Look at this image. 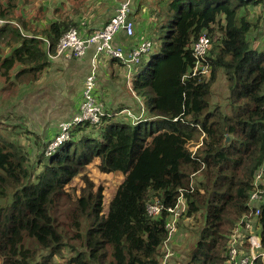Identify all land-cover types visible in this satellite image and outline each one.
Returning <instances> with one entry per match:
<instances>
[{"label":"trees","instance_id":"trees-1","mask_svg":"<svg viewBox=\"0 0 264 264\" xmlns=\"http://www.w3.org/2000/svg\"><path fill=\"white\" fill-rule=\"evenodd\" d=\"M15 1L0 0L1 19L22 18L15 14ZM259 1H163L156 24L165 35L148 62L140 59L131 79L132 90L145 98L143 115L131 118L127 112L129 121H123L116 115L125 110L107 112V121L89 132L83 127L88 123L77 124L45 157L51 142L44 153L39 148L33 162L19 138L14 144L0 133V264H47L69 247L51 210L65 194L64 185L94 158L101 171H119L123 179L106 211L100 187L93 192L88 185L69 200V226L82 246H71L74 254L65 264H159L168 213L163 208L149 216L146 206L156 200L173 206L180 194L187 202L185 216L202 212L194 264H227L229 237L241 220L251 221L264 251V199L257 214L248 202L261 166L264 188V49L249 35L264 22L261 12L252 14ZM70 27L76 22L68 17L50 22L44 30L48 54ZM203 32L212 43L204 58L207 75L192 73V44ZM0 36V52H9L0 56L4 89L28 97L48 64L47 52L16 28ZM219 72L227 83V109L210 107ZM9 125L30 133L19 123ZM33 163L41 167L36 173ZM81 220H87L85 232ZM263 263L264 256L255 262Z\"/></svg>","mask_w":264,"mask_h":264},{"label":"rangeland","instance_id":"rangeland-1","mask_svg":"<svg viewBox=\"0 0 264 264\" xmlns=\"http://www.w3.org/2000/svg\"><path fill=\"white\" fill-rule=\"evenodd\" d=\"M47 0H16V11H18L17 16L22 17L24 21H28L29 18L33 17V14H36L37 17L42 16L45 17L43 11V7L45 5H48ZM49 2H55L58 4V9L61 10L64 8V5L66 2H68V5L66 6H73L77 7L76 1L77 0H48ZM79 1V0H78ZM86 2L89 0H82V2ZM165 1V0H164ZM262 1V2H261ZM18 2V3H17ZM166 2V1H165ZM252 8V14L254 15V18L259 16L258 14L264 15V4L263 0H260L254 6H251ZM29 11H28V10ZM47 10V8H46ZM45 10V12H47ZM67 10V9H66ZM65 10V11H66ZM16 14V13H15ZM32 14V15H31ZM29 17V18H28ZM18 19V18H17ZM20 20V19H19ZM18 20V21H19ZM142 21L145 24V30L143 31V39H150L153 42V46L151 50L153 52H157L158 45L161 42L160 39H162L165 35L164 28L159 30L158 24L153 25L154 30H150L146 27L147 22L146 20L142 18ZM20 21L18 22V24ZM160 25V24H159ZM142 27V26H141ZM134 28H139L138 22L135 24ZM158 31V32H156ZM218 35L217 33L215 36ZM253 38L254 45H257L259 49H264V22H262V25L258 29H253L250 31L249 34ZM161 37V38H160ZM142 39V40H143ZM141 40V41H142ZM0 41H3V37H0ZM5 49H1L0 56H4L7 54ZM102 57V56H101ZM100 57V58H101ZM105 58H102V64H106L108 59L106 56H103ZM144 57V56H143ZM147 59V57H145ZM110 60V59H109ZM97 65H100V62H97ZM207 75V74H206ZM120 78V87L117 88L116 91H113L110 86V80H114V76L110 74H106V76L103 75V72L101 70L99 75L100 82V90L99 91V100L104 107L106 108V104L104 102L106 101H112V104L116 106L118 103V110H125V113H122L120 115H116L117 119H122L123 121H129V116L131 118L140 116L143 114V112L140 110L143 109L146 110V104H145V98H143L141 95L136 94L134 90H132L131 87V79L132 76H128L126 73L123 75H118ZM41 79V76L39 77ZM38 79V80H39ZM105 80V82H103ZM122 82V83H121ZM45 81L41 82H35L32 86H29L30 90L25 93L28 97L18 96L20 94H23L21 90L16 91V93L12 94V91H6L4 89V78L0 76V133L2 134V138H4L6 141L7 139L11 140L14 144L21 143L22 146H24V150L27 152V154L30 156L31 162H33V158L38 152V149L41 148L42 152L44 153L45 146L51 142V146L46 148V153L43 154V157H45L47 154H49V151H52L53 148H55L57 145H59L62 141L60 138L57 139L58 131H59V124L60 122L67 119L65 117L67 114H61L60 112L68 111L70 106L68 97L70 96V93L65 95L63 93H59L57 95H46L44 96V101L42 103V106H39L38 99L34 100V98H38L39 95H41L42 89H40L41 85L46 86ZM69 87V84L66 88ZM14 89L18 90V88L13 87ZM4 90V91H3ZM67 91V90H66ZM228 94L227 89V83L226 79L223 75V73L219 72L215 82L211 86V99H210V107L212 108L216 104H219L222 108L227 109L226 105V96ZM64 96H67L65 101L62 100V98H65ZM43 98V96H40ZM46 98V100H45ZM59 99V101H56ZM120 102H128L129 105H131V109L123 108L124 103ZM66 103V104H65ZM54 104H56L54 106ZM62 104H65V107H62ZM145 108V109H144ZM53 112H52V111ZM57 113V114H54ZM60 113V114H58ZM14 117V120H11L12 117ZM105 116H103L101 124L106 122ZM9 117V118H7ZM65 117V118H64ZM47 119L50 120V123H48ZM19 123L22 126L26 127L30 130V133L27 135V130L23 128L20 131L13 130L11 125L8 126V124L12 123ZM86 128L85 132L92 131L93 127L91 125L83 126ZM14 131L18 133V136L12 135L9 131ZM22 133V135H21ZM81 133V132H80ZM95 135V134H94ZM34 137L39 139V144L41 143V147L39 146L36 149V144L34 141ZM7 138V139H6ZM75 138H79L78 136H75ZM74 138V139H75ZM67 140V139H64ZM19 143V144H20ZM192 146V147H191ZM196 146L190 145V148L193 149ZM46 154V155H45ZM33 167L35 169V173L38 172L41 167L39 165H36L33 163ZM123 174L119 171L116 172H104L99 169V159L94 158L89 164L85 165V167L80 171L79 174L73 176L63 187V190L65 194L61 195L58 199L56 198V205H53V209L51 210L52 216L56 217L57 219V225L58 228H61L62 230L66 231V241L69 244V247H64L61 250L60 254H53L50 256V260L47 264H65L67 259L74 254L73 249L71 246L75 248H80L82 246V243L79 238L75 236V229L71 228L69 226V222L71 221L68 219L67 212L71 209L69 200L72 199V201L77 198L83 191V188L90 185V189L93 192H96L98 190V187L101 188V193L103 197V210L106 211L108 200L112 196V194L115 192L116 187L118 184L122 181ZM194 180L191 179V183H193ZM184 198V197H182ZM185 202H181L179 204L180 207L187 208V202L184 199ZM181 209V208H179ZM202 212L195 213V215H191L189 217L185 216V213L181 214L179 217L177 223H176V231L171 236V244L173 248L176 251V255L172 258L170 264H194L192 262V256L191 254L194 253L195 244L199 238L200 229L202 227ZM87 220H81V231L85 232ZM193 252V253H192Z\"/></svg>","mask_w":264,"mask_h":264},{"label":"built area","instance_id":"built-area-1","mask_svg":"<svg viewBox=\"0 0 264 264\" xmlns=\"http://www.w3.org/2000/svg\"><path fill=\"white\" fill-rule=\"evenodd\" d=\"M132 3L133 0H117L114 14L101 28L94 30V32L90 34H81L77 27L68 28L59 38L55 52L50 56L55 58H79L82 57L86 53L88 47L92 45L95 49V54L93 55L94 59L100 54L108 58L119 59L129 68L130 73V70H133L134 66L140 61L142 55L151 50L153 46V42L150 39H145L136 43L130 50L125 51L122 47L113 43L115 34L121 29L128 36L134 35V22L129 17V13L132 10ZM5 22H7L5 19L0 18V24H4ZM211 45V40L205 32L201 33L193 42V74L197 72L207 74L209 72V67L204 62V58L207 56ZM104 115L105 109L96 92V71L92 65L82 83L78 100V110L69 119L60 122L57 139L62 138L61 141L68 139L70 130L77 124L88 123L91 126L101 124ZM262 184L263 167L261 166L255 173L253 189L249 193L248 198L249 205L256 207L255 214L260 212V204L264 199V188ZM182 197L183 196L180 194L173 206L165 207L158 200L147 203L146 210L149 216L157 217L163 208L168 213V219L165 223L168 235L161 244L162 254L159 264H170L172 258L176 255V251L170 240L172 234L176 231V223L179 217L185 211L184 207L179 206L181 202H185ZM263 256L264 251L261 247L258 231L251 228V221L249 219L241 220L230 234L226 263L255 264L256 260L258 258H263Z\"/></svg>","mask_w":264,"mask_h":264},{"label":"crops","instance_id":"crops-1","mask_svg":"<svg viewBox=\"0 0 264 264\" xmlns=\"http://www.w3.org/2000/svg\"><path fill=\"white\" fill-rule=\"evenodd\" d=\"M163 1L164 0H133L132 10L129 13V17L134 22V26L138 22L139 28L138 29L134 28L133 36H128L127 34H125V32L122 29L119 30L113 38V43L115 45L122 47L125 51H128L134 45H136V43L141 41L143 39L142 37L144 36L142 33L143 31H146L145 24L143 25L144 22L142 21V18L143 20L144 19L146 20L147 22L146 27L149 29V31L154 30L153 25L155 26V24L158 21V16L161 15L160 8L163 4ZM46 2L48 5H45L43 7V11H40L41 13L42 12L45 13L46 15L45 17L42 16L37 17L36 14L33 15L31 14L33 17L31 18L28 17L29 18L28 21H24L23 18H20L21 20L19 21L22 24L23 22L26 23L27 27L24 28L23 26L21 27V25L18 24L19 22L18 20H16V22L11 20L10 21L6 20L7 22H5L4 24H0V31H1L0 35L5 36L11 34L16 28L20 30L21 34H23L27 38H34L35 40L40 41V47L46 50L47 52L48 64L42 71L41 79H39L37 82L42 83L43 81H45L44 84L46 86L44 85L40 86V89H42L41 95H39L38 98H34V100L38 99V103H39L38 105L42 106V103L44 101V96L46 95H51V94L57 95L59 93H63L67 95L70 93L68 99L70 100L69 103L71 108L69 107L68 111L60 112L61 114H67L65 117L69 119L78 110V100H79L82 83L85 76L89 73L92 65L94 66L96 71L97 94L99 93L98 89L100 90L101 87L100 86L101 81L98 79L101 70L104 76L110 73L112 76H114V80L111 79L110 84L108 86H110L113 91H116L117 88L120 87L121 85L120 81H118L120 80L118 75L121 74L124 76V74L126 73L128 76H133V73L135 72L136 68L135 69L133 68L132 71L130 70L129 73V68L126 67L119 59L116 58H109L110 60L108 59L106 64H102L103 63L102 58H105L103 57L105 55L100 54L94 59L93 55L95 54V49L92 45L89 46L86 53L79 58H64V57L55 58L50 56L51 54H53L52 52L51 54H48L49 41L46 35L44 34V30L52 20H57L58 18H62V17H68L72 21L76 22V27L79 29V32L81 34L84 35L90 34L91 32H94V30L101 28L102 25L114 14L117 5V0H89L86 2L84 1L82 2V0L79 1L77 0L76 1V5H78L77 7L69 6L66 8V6L68 5V2H66L64 8H62L61 10L58 9L59 3L57 4L55 2H49L48 0ZM45 10L47 12H45ZM17 13L18 12H16V16ZM29 27L31 29H29ZM5 51L8 52L7 50ZM155 53L157 52H153L152 50H149L146 54L142 55L141 60L148 62L149 59L151 58V55ZM145 57H147V59ZM93 59L94 61L92 62ZM98 61L100 62V65H97ZM103 82H105V80ZM68 84L69 87L66 88ZM40 96H43V98H41ZM64 97L65 98H62V100L63 101L67 100L66 99L67 96ZM56 101H59V99H57ZM104 103L106 104L105 114L107 112L113 114V112H116L119 109L117 107L118 103L116 106L114 105V103L112 104V101H106ZM120 103H124L122 104L123 108L131 109V105H129L128 102H120ZM65 104H62V107H65ZM55 105L56 104H54V106ZM141 111L144 114V110L142 109ZM47 121L48 123H50L49 119H47Z\"/></svg>","mask_w":264,"mask_h":264},{"label":"clouds","instance_id":"clouds-1","mask_svg":"<svg viewBox=\"0 0 264 264\" xmlns=\"http://www.w3.org/2000/svg\"><path fill=\"white\" fill-rule=\"evenodd\" d=\"M182 196H183V195H182ZM184 199H185V198H184ZM184 212H185V211H184ZM184 212H183V213H184ZM183 213H182V214H183Z\"/></svg>","mask_w":264,"mask_h":264}]
</instances>
